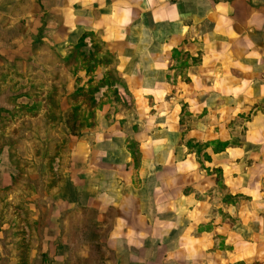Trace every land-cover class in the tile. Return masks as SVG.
<instances>
[{
  "label": "crops",
  "instance_id": "obj_1",
  "mask_svg": "<svg viewBox=\"0 0 264 264\" xmlns=\"http://www.w3.org/2000/svg\"><path fill=\"white\" fill-rule=\"evenodd\" d=\"M25 52L98 103L45 249L0 261L264 264V0H0V71Z\"/></svg>",
  "mask_w": 264,
  "mask_h": 264
},
{
  "label": "rangeland",
  "instance_id": "obj_2",
  "mask_svg": "<svg viewBox=\"0 0 264 264\" xmlns=\"http://www.w3.org/2000/svg\"><path fill=\"white\" fill-rule=\"evenodd\" d=\"M13 56H6L10 63ZM58 59L51 53L25 52L17 61L22 62L19 68L0 71V244L16 245L22 258L45 249L42 242L52 233L50 222L58 221L52 209L57 207L54 193L63 185L73 147L69 126L77 137L85 129L79 119L83 109L98 103L93 104L87 93L78 99L71 89L73 71L67 59ZM22 92L27 97L19 98ZM73 215L69 222L81 216Z\"/></svg>",
  "mask_w": 264,
  "mask_h": 264
},
{
  "label": "trees",
  "instance_id": "obj_3",
  "mask_svg": "<svg viewBox=\"0 0 264 264\" xmlns=\"http://www.w3.org/2000/svg\"><path fill=\"white\" fill-rule=\"evenodd\" d=\"M81 42H82V40H81ZM81 57L84 59L83 65L86 66L87 72L90 71V70H92V67H94L95 64H97L98 62H107L110 59V57L107 54H103L100 57H95L92 54H90L88 57H85V56H81ZM78 59H79V61L80 60H83L81 58H78ZM93 90H94V88H91V89L90 88H87L85 93L88 94V99L91 100V102L94 104L95 101L92 99V95H91V94H93V92H92ZM79 91H81V90L80 89L79 90H76L73 93L75 95H80L81 93H79ZM78 108H79V104L78 105H74L71 111L73 112V111L77 110ZM92 115H93V111L92 110H89L86 113V115L82 113V116L80 115V118H79L80 119V125L83 126V125L86 124L87 126H90L91 125V122L90 121H87V120L88 119H91L92 118ZM69 116H70V113H69ZM72 129L73 128L69 126L70 134L73 133V130ZM237 264H243V263H237ZM254 264H257V263H254Z\"/></svg>",
  "mask_w": 264,
  "mask_h": 264
}]
</instances>
